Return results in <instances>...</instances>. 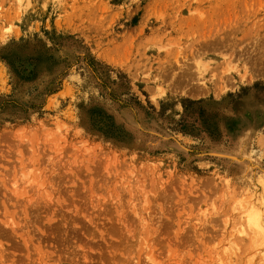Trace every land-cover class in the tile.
I'll return each mask as SVG.
<instances>
[{"label":"rangeland","instance_id":"rangeland-1","mask_svg":"<svg viewBox=\"0 0 264 264\" xmlns=\"http://www.w3.org/2000/svg\"><path fill=\"white\" fill-rule=\"evenodd\" d=\"M0 264H264V0H0Z\"/></svg>","mask_w":264,"mask_h":264},{"label":"bare ground","instance_id":"bare-ground-1","mask_svg":"<svg viewBox=\"0 0 264 264\" xmlns=\"http://www.w3.org/2000/svg\"><path fill=\"white\" fill-rule=\"evenodd\" d=\"M252 212H251V214H253V213H256V211H253V210H251ZM252 221V220H251ZM253 222V221H252ZM252 224V223H251ZM253 224H255V222H253Z\"/></svg>","mask_w":264,"mask_h":264}]
</instances>
